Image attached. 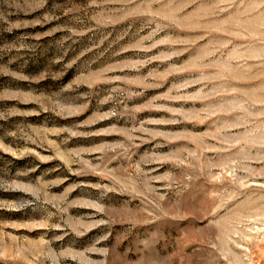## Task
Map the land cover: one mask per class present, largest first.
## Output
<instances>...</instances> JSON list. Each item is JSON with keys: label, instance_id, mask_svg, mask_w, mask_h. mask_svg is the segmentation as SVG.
Instances as JSON below:
<instances>
[{"label": "rangeland", "instance_id": "rangeland-1", "mask_svg": "<svg viewBox=\"0 0 264 264\" xmlns=\"http://www.w3.org/2000/svg\"><path fill=\"white\" fill-rule=\"evenodd\" d=\"M0 264H264V0H0Z\"/></svg>", "mask_w": 264, "mask_h": 264}]
</instances>
